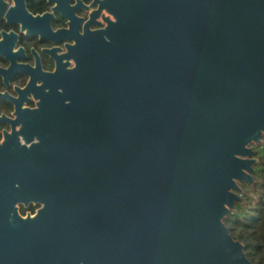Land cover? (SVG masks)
I'll return each mask as SVG.
<instances>
[{
  "label": "water",
  "instance_id": "obj_1",
  "mask_svg": "<svg viewBox=\"0 0 264 264\" xmlns=\"http://www.w3.org/2000/svg\"><path fill=\"white\" fill-rule=\"evenodd\" d=\"M116 4L86 98L75 85L54 107L102 119V162L45 155L44 208L16 230L0 218V264H253L225 220L260 163L264 0Z\"/></svg>",
  "mask_w": 264,
  "mask_h": 264
},
{
  "label": "flooded vegetation",
  "instance_id": "obj_2",
  "mask_svg": "<svg viewBox=\"0 0 264 264\" xmlns=\"http://www.w3.org/2000/svg\"><path fill=\"white\" fill-rule=\"evenodd\" d=\"M1 1L0 218L16 230L18 221L28 223L44 208L45 155L61 146L91 148L99 149L102 162L107 127L102 119L59 117L54 107L75 85L86 98L79 72L89 68L91 51L117 22L118 0ZM263 141L254 146L260 162Z\"/></svg>",
  "mask_w": 264,
  "mask_h": 264
},
{
  "label": "trees",
  "instance_id": "obj_3",
  "mask_svg": "<svg viewBox=\"0 0 264 264\" xmlns=\"http://www.w3.org/2000/svg\"><path fill=\"white\" fill-rule=\"evenodd\" d=\"M264 160L254 171L255 184L243 185V203L225 220L233 237L241 240L253 264H264Z\"/></svg>",
  "mask_w": 264,
  "mask_h": 264
},
{
  "label": "rangeland",
  "instance_id": "obj_4",
  "mask_svg": "<svg viewBox=\"0 0 264 264\" xmlns=\"http://www.w3.org/2000/svg\"><path fill=\"white\" fill-rule=\"evenodd\" d=\"M257 148H258V147H257ZM258 153H259V154L262 153L261 155L264 154V141H263V146H262V148H260V149L258 148Z\"/></svg>",
  "mask_w": 264,
  "mask_h": 264
}]
</instances>
